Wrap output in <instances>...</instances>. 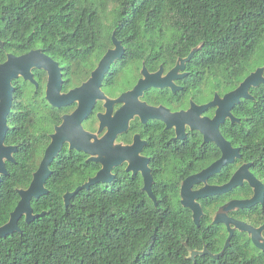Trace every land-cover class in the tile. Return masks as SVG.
<instances>
[{"label":"trees","instance_id":"1","mask_svg":"<svg viewBox=\"0 0 264 264\" xmlns=\"http://www.w3.org/2000/svg\"><path fill=\"white\" fill-rule=\"evenodd\" d=\"M114 34L125 52L105 84L118 93L135 85L143 64L151 72L161 65L167 71L195 52L187 76L178 82L180 91L152 88L144 97L151 105L179 111L191 101L201 105L216 93L235 90L256 71L251 70L256 57L264 60V0H0V64L9 54L42 49L66 64L64 91L89 78L114 47ZM35 77L38 89L21 79L13 82L6 145L18 149L0 182V227L10 221L19 191L30 187L55 127L74 109L52 107L45 99L46 72L35 70ZM250 93L255 99L241 100L233 110L240 122L221 126L243 158L212 177V185L228 183L251 162L253 173L264 180V85ZM135 134L148 142L144 153L151 157L157 207L143 191L142 176L128 173L126 166L115 168L111 183L81 191L66 207L65 194L102 168L66 144L50 166L49 194L32 200L34 214L44 215L31 223L23 218L21 232L0 239V264H264V251L240 231L219 258L211 256L223 251L228 238L226 227L213 223L217 210L230 200L251 198L249 184L201 199L205 215L199 227L181 204L182 182L221 157L216 144L204 143L198 131L177 140L175 130L158 120L135 119L120 141L131 143ZM230 216L259 227L264 205ZM205 250L209 254L190 258L191 251Z\"/></svg>","mask_w":264,"mask_h":264},{"label":"water","instance_id":"2","mask_svg":"<svg viewBox=\"0 0 264 264\" xmlns=\"http://www.w3.org/2000/svg\"><path fill=\"white\" fill-rule=\"evenodd\" d=\"M1 44V43H0ZM114 48L109 49L101 59L98 68L92 73V77L82 83L81 86L62 94V73L60 64L53 61L41 49L33 50L27 54L16 56L9 54L6 62L0 64V182L2 176H8L7 162H14V154L17 146L6 145V138L10 130L9 116L13 107V95L15 87L13 82L19 78L25 81L38 84L33 75V69L44 70L48 73L46 88V101L55 108H63L78 104L77 109L69 115L63 116V122L54 129L50 135L51 142L47 147L44 157L38 170L35 172L30 187L20 190V202L11 213L10 221L0 227V239L9 235L21 232L20 221L25 218L27 223L43 216L35 215L32 208V200L48 195L46 182L51 175L50 166L67 144L69 150L83 152L89 156V161L100 164V171L90 178L86 183L79 186L75 191L68 192L64 196L66 207H69L71 200L81 191L89 190L97 184H109L115 178L114 169L127 164L126 171L133 176L141 175L144 181L143 191L158 206L157 198L153 193L154 178L150 167V158L142 155L147 141L143 140L140 134H136L133 143L124 145L116 144L119 136L127 133L132 121L138 118L143 124L151 120H158L166 125V129L175 130L177 140H185L190 131H198L203 135L204 143H213L221 150L222 156L201 172L189 176L181 185V204L193 213L194 223L199 227L205 213L200 203L201 199L230 193L235 188L241 187L245 182L253 190V196L248 199H236L222 205L215 216L214 224H223L228 231L223 251L220 254L211 256L219 258L231 245V241L237 231L247 233L255 247L264 251V224L255 227L247 222L232 218L231 212L241 209H249L256 205H264V183L251 172L252 163L243 164L224 185H212L209 180L219 174L222 169L236 160H242L241 148H234L221 132V126L227 120L232 123H239L240 120L233 114V110L241 100H254L251 95V88L264 85V66L252 72L235 90L221 97L218 93L212 101L205 104H197L191 101L190 107L186 110L172 112L165 106H152L141 101L144 92L155 88H171L174 93L182 87L175 81L182 79L187 74H181L186 70L195 52L188 57L178 60L175 67L163 76V67L154 74H150L144 67L142 79L129 90L113 100L108 98L101 90L102 81L105 78L110 66L124 55L122 43L113 35ZM2 45V44H1ZM98 100H104L105 114H100L101 133L107 128L106 134L98 138L85 130L83 123L93 113ZM122 106L115 112L114 106ZM210 109H216L215 115L211 118L206 115ZM203 185L199 189L195 186ZM209 254L207 250L191 251L190 258L195 260L197 256Z\"/></svg>","mask_w":264,"mask_h":264},{"label":"flooded vegetation","instance_id":"3","mask_svg":"<svg viewBox=\"0 0 264 264\" xmlns=\"http://www.w3.org/2000/svg\"><path fill=\"white\" fill-rule=\"evenodd\" d=\"M114 48V47H113ZM113 48H111V49H113ZM34 50H38V49H34ZM42 50V49H41ZM31 51H33V50H31ZM30 51V52H31ZM42 52L44 53V54H46L43 50H42ZM29 53V52H28ZM27 54V53H26ZM24 55V54H23ZM46 55H48V54H46ZM16 56H18V55H16ZM19 56H21V55H19ZM53 61H55V62H57V63H59L60 64V68H61V73H62V79H63V85H62V94H64V93H68L69 91H71V90H73V89H75V88H77V87H79V86H81V85H79V86H76V87H73V88H71V89H69L68 91H64L63 89H64V86H65V82L67 81V78L65 77V68H66V64H63L62 63V61H60V60H57V59H55V58H53L52 56H50V55H48ZM104 57V56H103ZM102 57V58H103ZM101 58V59H102ZM101 59L99 60V62H98V64H97V66H96V68L91 72V74H90V76H89V78L86 80V81H88L91 77H92V73L98 68V66H99V63H100V61H101ZM121 59V58H120ZM120 59H118V60H116L111 66H110V68H109V70H108V72L106 73V75H105V78H104V80L102 81V86H101V90L103 91V93L108 97V98H110V99H113V100H115V99H117V98H119L120 97V95L121 94H123V93H125V92H127V91H129V90H132L134 87H135V85L139 82V80L140 79H142V77H143V75H142V71H143V69H144V67H146L145 66V64H143V66H142V68L140 69V71H139V77H138V79H137V81H136V83H135V85L132 87V88H130L129 90H126V91H123V92H120V93H117V95H116V93H114L115 91H113L112 92V89L110 88V87H108V86H106V84H105V80H106V78H107V76H108V74H109V72H110V70H111V68H112V66L114 65V64H116ZM161 67H163L162 65L160 66V69H161ZM147 68V67H146ZM174 68V67H173ZM172 68V69H173ZM148 69V68H147ZM159 69V70H160ZM172 69H170V70H172ZM35 70H38V69H33V75H34V78H35V80H36V77H35ZM159 70H157V71H155V72H151V71H149L148 70V72L150 73V74H154V73H157ZM163 70H164V73H163V76H165V75H167L168 74V72L170 71V70H165V68L163 67ZM44 71V70H43ZM46 72V71H45ZM181 74H188L187 73V71L185 70V71H183V72H181ZM187 75H185V77H186ZM48 73L46 72V84H45V99H46V88H47V83H48ZM185 77H183V78H185ZM182 78V79H183ZM21 79V81H23V83L24 82H28V81H25L22 77L21 78H19L18 80H20ZM181 80V79H180ZM85 81V82H86ZM36 82H37V84H38V88H39V82L36 80ZM178 82H179V80H177V81H175V83L178 85V86H180L179 84H178ZM28 83H30V84H32L33 86H35L36 87V84H34V83H31V82H28ZM84 83V82H83ZM181 87V86H180ZM37 88V87H36ZM37 88V89H38ZM108 89H110L111 90V93H109V95L107 94V92H106V90H108ZM150 90V89H149ZM169 90L173 93V91H172V89L171 88H169ZM148 91V90H147ZM147 91H145L144 92V95H143V97H141V101L142 102H146V103H148L146 100H144V97H145V95H146V92ZM229 93V92H228ZM174 94V93H173ZM227 94V93H226ZM111 95V96H110ZM225 95V94H224ZM223 95V96H224ZM113 96V97H112ZM223 96H221V97H223ZM213 100V99H212ZM105 103H106V101H104V100H98L97 101V103H96V105H95V108H94V111H93V113L90 115V117L83 123V126H84V128H85V130L86 131H88V132H90V133H92V134H94V135H97L98 136V138L100 139V138H102L105 134H106V132H107V128H105L101 133H99V131H100V126H101V121H100V119H99V115L100 114H105L106 113V111H107V109L105 108ZM149 104V103H148ZM149 105H151V104H149ZM52 106V105H51ZM74 107V109L70 112V113H66V114H64L63 116H65V115H69V114H72L76 109H77V107H78V104L77 103H75V104H73V105H70V106H68V107H63V108H69V107ZM122 105L121 104H117V105H115L114 106V111H113V115L115 114V112L121 107ZM152 106H155V105H152ZM157 106H161V105H157ZM163 106H165V105H163ZM101 108L100 110L98 109V108ZM166 108H168V109H170L172 112H176V111H173L171 108H169L168 106H165ZM55 108V107H54ZM63 108H56V109H63ZM188 109V108H187ZM182 110H186V109H182ZM180 111V110H179ZM215 112H216V109H215ZM215 112H214V115H215ZM213 115V116H214ZM63 116H62V122H63ZM212 116V117H213ZM211 117V118H212ZM136 119H138V118H136ZM228 121H230L231 122V120H227V122ZM62 122H61V124H62ZM141 122V121H140ZM149 122V121H148ZM147 122V123H148ZM226 122V123H227ZM142 123V122H141ZM146 123V124H147ZM60 124V125H61ZM143 124V123H142ZM130 127H131V125H130ZM130 130V129H129ZM190 131V129L188 128V132ZM136 135V134H135ZM134 135V136H135ZM122 136V135H121ZM133 139H134V137H133ZM143 139V138H142ZM143 140H145V139H143ZM204 140V139H203ZM145 141H147V140H145ZM204 142V141H203ZM120 143H123L124 145H130V144H132L133 143V140H132V142L131 143H124L123 141H120V136H119V138L117 139V141H116V144H120ZM147 145H148V142H147ZM147 145L145 146V148H144V151H143V153H142V155H144V156H146V157H148V158H150V160H151V157L150 156H147V155H145V150H146V147H147ZM234 146V145H233ZM234 148H239V147H235L234 146ZM221 156H222V152H221ZM221 158V157H220ZM219 158V159H220ZM218 159V160H219ZM217 161V160H216ZM215 161V162H216ZM237 161H239V159L238 160H236V162ZM235 162V163H236ZM214 163V162H213ZM212 163V164H213ZM235 163H233V164H235ZM252 163V162H251ZM150 164H151V161H150ZM244 164H246V163H244ZM252 165H253V163H252ZM123 166H126V168H127V164H125V165H123ZM242 166V165H241ZM240 166V167H241ZM122 167V166H121ZM151 167V166H150ZM209 167V166H208ZM226 167V166H225ZM239 167V168H240ZM238 168V169H239ZM152 169V168H151ZM206 169V168H205ZM237 169V170H238ZM251 169H252V167H251ZM115 170V169H114ZM223 170V169H222ZM236 170V171H237ZM235 171V172H236ZM251 172L253 173V171L251 170ZM255 175V174H254ZM256 176V175H255ZM257 177V176H256ZM258 178V177H257ZM259 179V178H258ZM260 181H262L263 183H264V180H261V179H259ZM210 181V180H209ZM210 183V182H209ZM245 183H247V182H245ZM244 183V184H245ZM211 184V183H210ZM248 184V183H247ZM197 186H195L194 188L195 189H199V188H201V187H203V185H199L198 186V188H196ZM233 200H236V199H233ZM230 201H232V200H230ZM229 201V202H230ZM228 203V202H227ZM218 211V210H217ZM217 213V212H216ZM232 213V212H231ZM216 216V215H215ZM229 216H230V214H229ZM230 217H232V216H230ZM232 218H234V217H232ZM215 219V218H214ZM236 219V218H235ZM262 226V225H261ZM260 227V226H259ZM263 236H264V232H263Z\"/></svg>","mask_w":264,"mask_h":264},{"label":"rangeland","instance_id":"4","mask_svg":"<svg viewBox=\"0 0 264 264\" xmlns=\"http://www.w3.org/2000/svg\"><path fill=\"white\" fill-rule=\"evenodd\" d=\"M264 64V60L260 57V56H257L256 57V60L254 61V63H253V65H252V71H254V70H257V69H259V68H261L262 66H264L263 65ZM113 91H115L114 93H116V95H117V93H118V88L116 89V90H112V92ZM106 92H107V94L109 95V93H111V90L110 89H108V90H106ZM111 96V95H110ZM113 97V96H112ZM214 98V97H213ZM212 101V100H211ZM216 215V214H215Z\"/></svg>","mask_w":264,"mask_h":264}]
</instances>
